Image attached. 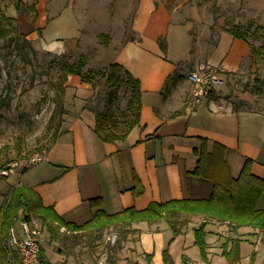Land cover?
<instances>
[{"label":"crops","instance_id":"0c3cea01","mask_svg":"<svg viewBox=\"0 0 264 264\" xmlns=\"http://www.w3.org/2000/svg\"><path fill=\"white\" fill-rule=\"evenodd\" d=\"M35 1L28 8L35 15L43 9L45 23L38 28L41 44L46 50L63 54L76 50L84 54L85 50L94 49L89 47L91 44L98 42L100 32L91 30L82 21L84 17H88V24L96 15L110 23L116 20L118 0L114 7L112 0L105 3L103 0H37L36 4ZM126 4L128 11L118 17L116 32L114 29L106 32L110 40L104 46L116 49L111 62L122 64L140 82L139 123L122 140H102L94 132L97 85L81 82L77 76L74 79L78 82L74 83L70 79L73 74H69L65 90L72 82L77 93L68 91L62 96L65 112L55 140L43 150L41 161L8 176L0 175V206L10 187L19 184L31 187L45 206H52L63 220L76 224L87 221L99 208L113 213L130 206L143 209L151 201L207 198L214 181L189 173L194 171L200 151L211 152L214 142L225 145V164L231 176H238L248 158L252 161L251 173L264 177V109L254 105L256 98L251 90L238 87L239 78L244 77L253 57L246 41L233 37L229 27L224 29L222 20L212 29L208 25V36L203 41L188 31L186 25L190 23L180 19L176 7L170 11L165 0H128ZM208 16L213 23L214 17L210 13ZM127 18L131 19L128 26ZM66 21L71 26L69 33L62 28ZM53 24L54 36L47 38ZM178 27L185 29H180L182 36L177 33ZM34 32L32 37L38 35ZM169 32L175 38L181 36L183 56L176 60L169 56ZM63 33L68 35L72 49L65 47L68 41L62 38ZM162 38L166 42L165 52L159 45ZM186 50L188 56L184 53ZM217 51L220 52L216 57ZM95 53L87 59L98 57ZM200 64L221 66L224 84L218 89L214 87L199 103L192 104V84L187 74ZM137 181L142 192L134 195ZM93 198H100V206H90L89 200ZM258 208L264 209V191ZM203 217L191 216L176 236L164 221L152 225L134 223L132 227L137 232L122 243L114 256V264H164L165 249L171 264H229L222 255V244L232 238L241 240V259L244 244L248 242L251 251L256 252L254 264H258L257 259L259 264L264 263V255L258 254V243H264V232L250 226L238 227L233 232L228 222L213 219L205 226L208 261L203 260L193 232ZM30 219L41 227L40 250L50 264H95L98 260L108 264L110 250L105 251L100 244L102 241L109 244L110 233H115L110 228L99 245L89 247L75 243L79 239L60 243L61 235L50 237L37 219ZM59 231L65 235L76 233L64 226ZM70 244L73 246L69 248Z\"/></svg>","mask_w":264,"mask_h":264},{"label":"rangeland","instance_id":"374dc122","mask_svg":"<svg viewBox=\"0 0 264 264\" xmlns=\"http://www.w3.org/2000/svg\"><path fill=\"white\" fill-rule=\"evenodd\" d=\"M125 1L128 3V0L117 1L116 20L112 19V24L103 16L97 15L90 24H88V17H84L82 21L90 26L91 30H97L100 33L104 31L106 33L108 30L113 29L116 32L119 25L118 17L121 18L122 13L128 11L129 6L128 4L125 5ZM33 2L34 0H30L29 3L26 0H0V15L15 17H10V22L2 23V27L8 29V34L0 36V169L16 162L14 172L24 170L26 165L30 163V157L43 151L55 135L54 133L61 119L58 116L60 105L57 103V90L55 87L57 69L63 61H76L80 55V50L63 54L45 49L41 44V32L38 29L44 26L45 23L42 16L43 9H40L39 15H35L33 10L28 8ZM105 2L107 0H103V3ZM115 3L116 0H112V7ZM165 3L170 11H174L176 7L180 19H185L187 23H190L186 25L188 31L198 38H202L203 41L208 36V25L212 29L214 25H219V20L223 21L224 29L225 27H231L234 24L233 22H238L237 24L243 26L250 21L260 25H262V22L264 23V0H165ZM209 13L214 17L213 23L209 19ZM126 20V26H128L131 19L127 18ZM66 23L62 28L63 31L69 33L71 32V26L68 21ZM54 27L53 24L52 29L48 30L49 35L47 38L54 36L56 31ZM178 29L177 33L181 35L180 29H184V27H178ZM34 31L38 35L32 37L31 33ZM57 32L59 33L58 29ZM62 36L64 40L68 39L66 33H63ZM168 36L169 56L176 60L183 56L182 35L178 39L177 36L175 38V34L169 32ZM99 38L98 42H94L93 45L89 46L94 47V49H87L83 54L86 58L84 69L91 67L105 68L110 64L111 58L116 53V49H106ZM64 40H62V43H64ZM263 40L264 27L262 25L261 34L257 37L250 35L249 41L254 47H258L263 43ZM67 41L65 47H71L70 49H72L70 40ZM94 52L98 57L87 59V56ZM219 52L217 51L216 57ZM184 53H187L188 56L189 51L186 50ZM216 57L214 56V58ZM248 63L251 66H249L250 68H248L244 77L239 78L238 87L251 90L256 98L254 105L264 109V52L261 56L250 57ZM76 76L72 75L70 78L74 83L78 82V79H74ZM223 78L225 79V77ZM223 84H214L213 87L218 89ZM96 85L95 101L97 109L101 110L106 105L109 87L105 85L103 79L98 81ZM68 91L69 93L70 91L74 94L77 93L72 82L68 84V90L64 88L63 95L68 94ZM129 96V89L122 83L117 91V107L115 105L112 109H109V111L112 110L111 113L115 118L118 129L124 127V120L127 119L128 113L125 107ZM53 116L55 118L51 121ZM109 232L110 229H108ZM111 232L117 233L115 230H111ZM102 242L100 245L103 249L105 251L110 250L109 244ZM258 246H260L258 254L260 253L263 256L264 243L262 245L258 243ZM255 258L256 252L251 251L248 242L245 243L242 249V259L240 250L241 264H254ZM257 263L259 264L258 259Z\"/></svg>","mask_w":264,"mask_h":264},{"label":"trees","instance_id":"16d2710c","mask_svg":"<svg viewBox=\"0 0 264 264\" xmlns=\"http://www.w3.org/2000/svg\"><path fill=\"white\" fill-rule=\"evenodd\" d=\"M3 22H10V17L4 14L0 15V36L8 34V29L2 27ZM228 31L233 37L246 41L252 56H261L264 52V40L258 47H254L249 41L250 35L257 37L261 34L262 25L250 21L244 26L233 24L228 28ZM98 37H100L99 39L103 45L107 46L109 44L110 36L108 33H100ZM159 45L162 51L165 52V39H160ZM85 65L86 58L83 54H80L76 61H63L59 64L55 82L57 103L60 105L58 116L61 117L65 112L61 97L69 74L77 75L81 78V81L93 86L103 79L105 85L109 87V96L106 99L105 107L101 110H95L94 132L104 141L113 142L124 139L128 132L139 123L142 104L139 80L118 62H111L105 68L91 67L84 69ZM122 83L129 89L130 96L125 107L128 113L127 119L124 120V127L118 129L115 118L111 113L112 110L109 111V109H112L115 105L117 107V91ZM54 116L51 121L55 118ZM58 130L59 126L44 150H47L49 145L53 143ZM225 153V145L214 142L211 152L204 149L200 151L197 165L194 171L189 173L195 176L207 177L214 181L212 192L207 198L151 201L143 209L130 206L113 213L99 208L94 211L87 221L81 224L63 220L52 206H45L42 203L39 195L31 187L22 184L12 186L5 194L0 206V264H9L6 257L7 232L20 213H24L28 218L37 219L42 227L49 232L50 237L56 238L61 235L62 238L59 237L61 239L60 243L65 240L72 242L79 239L80 241L75 243H83L89 247H94L102 241L106 230L109 228L115 230L117 240L108 252L106 258L108 264H114V256L117 250L121 248L122 243L130 234L137 232V229L132 227L134 223L145 222L152 225L164 221L170 227L173 236H176L182 232L191 216L201 214L204 219L193 228L194 243L200 250L201 258L208 261L205 226L209 219L220 223L228 222L229 229L233 232L241 226H250L264 232V209L258 208V200L264 191V177H258L251 173L250 165L252 161L248 158L245 159L238 176H231L226 168ZM141 192V185L137 181L133 193L138 195ZM100 203V198L89 200L92 208L100 206ZM61 226H64L69 232L75 231L76 233L65 235L59 231ZM240 241L239 238H232L222 244V255L229 264L240 262ZM71 246L73 244L68 245L69 248ZM41 250L42 263L50 264L45 260ZM163 259L164 264H171L172 260L167 249L163 251ZM183 260L186 262L187 258L183 256Z\"/></svg>","mask_w":264,"mask_h":264},{"label":"built area","instance_id":"2783aa9c","mask_svg":"<svg viewBox=\"0 0 264 264\" xmlns=\"http://www.w3.org/2000/svg\"><path fill=\"white\" fill-rule=\"evenodd\" d=\"M224 69L221 66L200 64L187 74L192 84V104L199 103L212 93L214 84L222 83L221 75ZM44 157V151L33 154L29 164L37 163ZM28 164V165H29ZM17 163H10L0 169L1 176H8L14 171ZM110 233L108 241L114 245L117 238ZM41 227L26 215L18 216L10 225L7 232L6 257L9 264H43L40 258ZM95 264H104L98 260Z\"/></svg>","mask_w":264,"mask_h":264}]
</instances>
